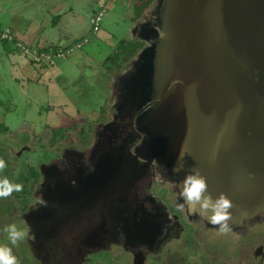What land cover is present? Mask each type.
Instances as JSON below:
<instances>
[{
	"label": "water",
	"instance_id": "water-1",
	"mask_svg": "<svg viewBox=\"0 0 264 264\" xmlns=\"http://www.w3.org/2000/svg\"><path fill=\"white\" fill-rule=\"evenodd\" d=\"M131 31L143 46L113 77L127 82L119 107L135 116L142 156L173 174L179 196L184 176L199 170L213 197L232 199L231 228L263 221L241 214L264 208V0H153ZM183 203L188 218L212 226ZM156 229L147 216L132 220L137 245H151Z\"/></svg>",
	"mask_w": 264,
	"mask_h": 264
},
{
	"label": "flooded vegetation",
	"instance_id": "flooded-vegetation-1",
	"mask_svg": "<svg viewBox=\"0 0 264 264\" xmlns=\"http://www.w3.org/2000/svg\"><path fill=\"white\" fill-rule=\"evenodd\" d=\"M127 70L125 75L133 68ZM115 79L110 82L114 81L108 119L96 129L91 127L76 145L72 141H63L61 149L51 145L44 162L27 158L39 139L29 150L20 131L0 132V149L9 153L13 164L0 172V179L19 174L22 180L13 183L23 186L10 196L17 206L9 202L10 197L0 199V235L10 224L28 233L19 241L21 252L12 251L13 255L20 256L21 264H82L97 255V262L108 264L115 253L120 255L119 263L150 264L159 256L182 264L183 257L180 260L173 253L175 246L184 244V255L193 246L188 255L195 254L197 264H264V220L221 234L198 217L188 218L173 174L155 158L142 156L143 135L135 130V116L119 107L128 98L127 82L118 76ZM260 133L264 136V130ZM262 144L259 195L264 200V141ZM156 187L162 188L161 196L155 194ZM243 208L246 215L242 217L264 219V208ZM138 215L157 224L159 233L154 242L149 241L151 245H137L132 220Z\"/></svg>",
	"mask_w": 264,
	"mask_h": 264
},
{
	"label": "crops",
	"instance_id": "crops-1",
	"mask_svg": "<svg viewBox=\"0 0 264 264\" xmlns=\"http://www.w3.org/2000/svg\"><path fill=\"white\" fill-rule=\"evenodd\" d=\"M121 1L0 0V33H4L7 29V38L2 39L0 37V107L6 106L2 114L6 111L10 113L15 111V107L19 104H25L28 108L34 105L30 102L34 100L33 90L37 86L41 88L42 86L49 87L54 90L45 94V97L47 96L50 101L59 99L57 95L59 92L63 96L61 99L65 101L64 103H67L70 94L60 93L58 82L61 80L69 84L76 83L80 90L82 83L67 80L65 76L68 75V72L66 73L59 66L60 63L64 64V61L65 66H63V69L67 67L66 64H69L70 67L76 70L78 75H85L84 80L92 78V86L91 80H89V84L91 87L95 86V79L98 77L100 66H96V68L93 65L91 66V62H93V59H91L92 54L83 51V48L89 43H94L96 51L98 46L104 50V56L101 57L102 61L109 59V55L115 51L113 69L116 70L111 71L114 72L112 74H116L117 48L124 44L126 40L119 39L117 42V38L108 28L106 30L100 29L99 26L93 33L88 20L96 12L94 10L95 4L98 3L96 6L98 8L101 6V2L103 5L105 3L106 8L110 9L117 17V12L121 10L119 8ZM152 2L153 0H138V8L134 11V13L137 11V14L134 16L133 21H129L130 28H134L137 22L142 21V18L147 15L149 9L153 6ZM122 11L123 9L119 14L123 16L122 20H124L128 12L126 15ZM84 39L87 42L79 50H74L62 58L55 59L52 66L32 62L28 54H24L17 48V45H20L26 49L35 48L39 51L53 53L57 50H66ZM91 48L85 50L89 52ZM138 48L139 45L136 49ZM76 90L74 92L78 91ZM62 107L64 108L66 105ZM56 110L48 112L46 116L47 122L54 123L57 127L64 124L68 127L67 123L70 125L72 123L71 119L76 116L74 115L75 112L66 115ZM64 112L68 114L67 111L64 110Z\"/></svg>",
	"mask_w": 264,
	"mask_h": 264
},
{
	"label": "rangeland",
	"instance_id": "rangeland-1",
	"mask_svg": "<svg viewBox=\"0 0 264 264\" xmlns=\"http://www.w3.org/2000/svg\"><path fill=\"white\" fill-rule=\"evenodd\" d=\"M153 4V3H152ZM98 3L95 4L94 10L97 11L98 8L96 7ZM119 8L124 13L128 12V15L124 17L125 19L122 20L123 16H120L119 14L121 12H117V17L114 16V13L106 8V5H104L101 2V8L105 12L103 13V16L101 17V21L99 24L100 29H107L114 34V37L117 38V42L119 39L126 40L124 44L120 45L119 48H117V74L124 73V67L128 65V62L131 60V58H134L138 50L142 47L143 43L137 38H133L131 35L130 23L129 21L134 19V16L137 14L134 13L135 9L138 8V0H122L120 2ZM152 8V6H151ZM150 10V9H149ZM122 11V12H123ZM131 17V18H129ZM133 17V18H132ZM125 21V22H124ZM127 22V23H126ZM130 41V42H128ZM120 43V42H119ZM133 45H132V44ZM131 44V45H130ZM139 45V48L136 49ZM91 50L88 52L85 49ZM136 47V48H135ZM79 50V49H75ZM83 51L85 53H91L93 59L91 62V66L93 65L95 68L96 66H100L99 74L97 79H95L96 84L95 86H92L93 79L88 78V80H84L85 75H78L76 70L73 67H70L69 64H66V68L63 69L65 66L64 64H59L60 69L68 72V75L65 77L67 80L71 82H81V90L77 87L76 83L69 84L66 81H59L58 85L60 87V93L63 94H70L68 95V101L67 103H64L65 101L61 98L62 95L59 94V99L49 100L47 96L45 97V94H48L50 91H54L51 88H47L42 86H37L33 92H34V100H31L30 103H34V105L30 106L29 108L25 104H19L15 107V111H12L11 113L6 111V113L3 111L6 109V106L0 107V110L2 111L0 113V132L3 133L5 131H13L17 133L20 131L28 140V146L29 150L33 145V141H37V139L40 140V143L37 147H33V155L27 156L28 159L34 162H37L39 160H42V162L46 161V159L50 156L49 147L51 145L57 144L56 146L58 149L60 148V144L65 142H70L74 145L78 143L77 139L86 137L88 133H90L91 127L97 128L98 125L102 124V122L106 121L108 119V108L111 106V87L110 82L112 81L113 77V71L116 70L113 69V63H114V52L109 55V59H103L101 60V57L104 56L103 52L104 50L101 49L100 46H98L97 51L94 48V43H89L83 48ZM108 53V52H107ZM63 60V59H62ZM59 62V61H58ZM61 62V61H60ZM63 62V61H62ZM104 63H106L104 65ZM104 65V66H103ZM71 68H69V67ZM104 67V68H103ZM111 71V72H110ZM86 72V70H84ZM112 76V77H111ZM89 80H91V86L89 84ZM47 88V90H46ZM78 91H77V90ZM45 90V93H44ZM76 90L77 92H74ZM27 101V100H26ZM29 103V104H30ZM64 103V104H63ZM25 108H24V106ZM63 105H66V107H62ZM49 109H48V108ZM56 111L64 113L66 115H71L73 112L74 115H76L72 120V123H67L68 127L62 125L61 127L55 126L54 123L47 122V116L46 114L50 111ZM67 111L68 114L66 112ZM24 112V113H23ZM53 122V121H52ZM55 126V127H54ZM65 126V127H64ZM5 137V135H4ZM37 138V139H36ZM48 140V141H46ZM35 149V150H34ZM28 153V152H27ZM26 154V153H25ZM0 158L4 159L7 167L12 168L13 164L12 161H10L9 153L4 152V150L0 149ZM32 163V162H30ZM6 176V177H5ZM2 177L7 178L12 183L13 181H21L19 174L5 175ZM24 178V176H22ZM154 192L157 196H161L162 194V188H155ZM11 200L9 202L11 204H16V200L13 197H10ZM18 204H16L17 206ZM3 242V244L1 243ZM0 245L8 246L12 249L14 254H19L22 250V247L19 244V241L16 245H12L11 242L8 239L7 232L0 235ZM184 246V244H183ZM183 246L177 245L174 247L175 253H173L176 257L179 259L183 257L182 264H197V259L195 254L192 258H190L189 252H192V247H187L185 249V255L183 254L184 251H182ZM188 251V252H187ZM19 264L20 263V256H16ZM95 260L93 259L91 262H83L82 264H100V256H94ZM98 257V259H96ZM119 257L120 255L115 253L112 258L109 260L108 264H127L126 260H123V263H119ZM181 260V259H180ZM175 261H178L177 259H171V258H162L159 256H155L153 260L150 261V264H176Z\"/></svg>",
	"mask_w": 264,
	"mask_h": 264
},
{
	"label": "clouds",
	"instance_id": "clouds-1",
	"mask_svg": "<svg viewBox=\"0 0 264 264\" xmlns=\"http://www.w3.org/2000/svg\"><path fill=\"white\" fill-rule=\"evenodd\" d=\"M219 141L217 142V146ZM179 158L181 155L179 154ZM178 158V159H179ZM7 167L4 159L0 158V172ZM181 167H174L172 171L179 173ZM180 196L188 206V211L195 215L199 214L207 222L216 226L219 233L227 234L231 231L230 221L233 219L232 209L235 207L232 200L225 194L221 193L217 197H213L208 191V183L206 178L200 174L199 170H193L190 174H186L179 183ZM23 186L19 183H12L7 178L0 179V199L10 197L14 192H20ZM184 205H180L181 210ZM246 215V213H242ZM5 232L12 245H16L18 241L25 239L28 235L27 231L20 230L15 224L7 225ZM0 264H19V261L12 253V249L5 245H0Z\"/></svg>",
	"mask_w": 264,
	"mask_h": 264
},
{
	"label": "built area",
	"instance_id": "built-area-1",
	"mask_svg": "<svg viewBox=\"0 0 264 264\" xmlns=\"http://www.w3.org/2000/svg\"><path fill=\"white\" fill-rule=\"evenodd\" d=\"M100 8L101 6H99L98 10L95 13H93V15L90 16L88 20L90 28L93 33L98 29L99 23L101 21V17L103 16L104 13V10ZM0 37L2 39L7 38V29L5 30L4 33L3 32L0 33ZM86 42H87L86 39L80 40L79 42L75 43L72 47L66 50L63 51L57 50L56 52L53 53L39 51L35 48L26 49L20 45H17V48L24 54H28L32 62L36 64H46L48 66H52L54 64L55 59L62 58L72 53V51H74L75 49H80Z\"/></svg>",
	"mask_w": 264,
	"mask_h": 264
}]
</instances>
